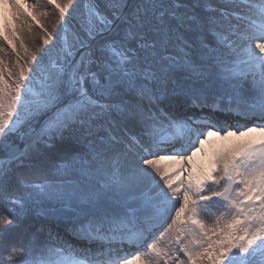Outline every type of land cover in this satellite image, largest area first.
Segmentation results:
<instances>
[{
  "label": "snow or ice",
  "instance_id": "obj_1",
  "mask_svg": "<svg viewBox=\"0 0 264 264\" xmlns=\"http://www.w3.org/2000/svg\"><path fill=\"white\" fill-rule=\"evenodd\" d=\"M5 8L0 264H264V0Z\"/></svg>",
  "mask_w": 264,
  "mask_h": 264
},
{
  "label": "bare ground",
  "instance_id": "obj_2",
  "mask_svg": "<svg viewBox=\"0 0 264 264\" xmlns=\"http://www.w3.org/2000/svg\"><path fill=\"white\" fill-rule=\"evenodd\" d=\"M32 3V2H29ZM55 21V16H52L46 20H42L41 22L46 24V26L48 28H52L53 27V22ZM26 27V25H25ZM40 30V29H39ZM37 29L33 27L32 33L29 35L27 32H25L23 38L25 39V42L28 46H31V43H36L34 42V40L36 41H40L39 39V35H37ZM38 44V43H36ZM242 121V120H241ZM230 123H235L234 121H230ZM241 123V122H240ZM264 139V136H262L259 132H254V133H249L247 136L245 137H239V136H232V137H228L226 140H219L218 138H214V140H216V144L212 145H206L205 152H200L197 153L196 158H194L193 163L195 164H204L206 165L208 163V160L211 158L212 155V149L214 147H223V146H227V147H234L236 145L245 143V142H258L259 140ZM179 161H173V160H165V161H161V167H163L166 171H171L173 169H175L176 167L179 166ZM191 165H185V169L184 172L181 174L180 178H183L184 175H186L188 168Z\"/></svg>",
  "mask_w": 264,
  "mask_h": 264
},
{
  "label": "rangeland",
  "instance_id": "obj_3",
  "mask_svg": "<svg viewBox=\"0 0 264 264\" xmlns=\"http://www.w3.org/2000/svg\"><path fill=\"white\" fill-rule=\"evenodd\" d=\"M29 2L34 3L35 0H29ZM4 12L6 13V15H4L3 17H0V25H2V24H7L9 27L14 26V25H13L12 18H11L10 10L7 9V8H5V9H4ZM33 27L36 28L37 31H38V32H37V35H39V39H40V41H36V40H34V42H36V43H38V44H36V43H31V46H30V47H38L39 44L41 43V31L39 30L40 27H39L38 25L33 24ZM52 28H53V27H52ZM52 28H49V29H52Z\"/></svg>",
  "mask_w": 264,
  "mask_h": 264
}]
</instances>
